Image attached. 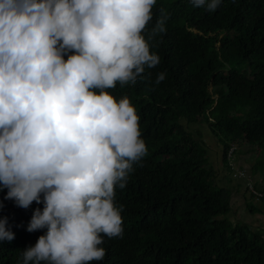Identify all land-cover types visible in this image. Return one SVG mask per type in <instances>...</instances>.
Here are the masks:
<instances>
[{"label": "clouds", "instance_id": "obj_1", "mask_svg": "<svg viewBox=\"0 0 264 264\" xmlns=\"http://www.w3.org/2000/svg\"><path fill=\"white\" fill-rule=\"evenodd\" d=\"M190 2L209 13L228 9L244 33L264 11V0ZM155 4L0 0V241L15 238L6 218L15 216L33 243L17 264H103L122 236L119 197L147 148L135 107L105 89L134 85L159 65L149 41L166 32L165 19L142 34ZM165 78L160 72L155 83ZM244 191L250 204L264 195L252 185ZM232 200L218 218L234 227Z\"/></svg>", "mask_w": 264, "mask_h": 264}, {"label": "trees", "instance_id": "obj_2", "mask_svg": "<svg viewBox=\"0 0 264 264\" xmlns=\"http://www.w3.org/2000/svg\"><path fill=\"white\" fill-rule=\"evenodd\" d=\"M152 13L142 34L147 39L165 19L166 32L149 41L159 65L134 85L105 89L135 107L147 153L119 197L123 233L103 264H264V225L231 227L218 218L230 209L236 151H251L250 143L259 148L249 176H264V11L245 33L228 9L209 13L190 0H156ZM160 72L166 78L156 84ZM217 155L223 178L209 158ZM258 189L264 193V183ZM260 200L264 205V195ZM245 206L264 215L248 201ZM6 218L15 238L0 241V264H17L20 250L33 243L15 216Z\"/></svg>", "mask_w": 264, "mask_h": 264}, {"label": "rangeland", "instance_id": "obj_3", "mask_svg": "<svg viewBox=\"0 0 264 264\" xmlns=\"http://www.w3.org/2000/svg\"><path fill=\"white\" fill-rule=\"evenodd\" d=\"M242 71L243 72H248L249 71V64L245 65L242 67ZM203 134L206 132L205 129L202 130ZM196 136V135H194ZM252 145H254L252 143ZM251 143L247 144V146H252ZM249 149V148H248ZM252 152H256L259 153V148L257 147H253L251 151H248L243 153L241 155V153L239 151H236L235 153L238 154V156L240 157L237 161V165H233L232 172L230 174L231 180L229 181V185L231 187V195H232V202L234 203L232 205V211H235L234 217L236 218H231V219H227V222L230 225H236L239 223H242V221H245L252 226H255L257 224H261L264 222V215L258 212H250L248 209H246L245 207V202H244V198H243V193L244 191V185L249 186L251 185V180L253 182H255V186L259 187V185H263L264 183V176L261 173H255L254 175H252L253 177L249 176L250 175V165L253 163V160L255 158L254 153ZM210 160H212L213 162V166L215 167L216 164L221 163L219 156H210L209 157ZM222 165V164H221ZM238 165H241V168H239ZM224 169V168H223ZM222 173H224L226 175V170H222ZM229 177V178H230ZM221 178H223V176L221 175ZM250 179V180H249ZM257 179V180H254ZM246 195V193H245ZM235 199V200H234ZM249 196H247L245 198V201H249ZM250 202L254 205H256L257 208L260 207L261 211L264 212V205L263 203L258 200H250ZM239 206L240 211L237 210L235 208V206Z\"/></svg>", "mask_w": 264, "mask_h": 264}]
</instances>
